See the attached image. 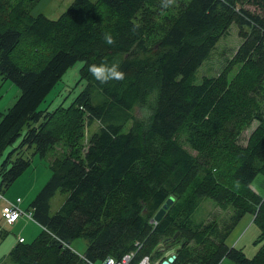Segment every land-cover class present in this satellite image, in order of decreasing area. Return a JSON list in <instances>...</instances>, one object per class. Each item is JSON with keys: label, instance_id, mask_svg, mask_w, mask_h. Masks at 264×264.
I'll list each match as a JSON object with an SVG mask.
<instances>
[{"label": "trees", "instance_id": "16d2710c", "mask_svg": "<svg viewBox=\"0 0 264 264\" xmlns=\"http://www.w3.org/2000/svg\"><path fill=\"white\" fill-rule=\"evenodd\" d=\"M38 1L0 0V76L21 90L0 113V160L11 147L1 188L30 167L29 150L51 158L28 209L42 230L2 264H101L128 253L131 264L162 262L174 245L173 264H264V195L251 188L264 176V0H175L167 8L161 0H73L57 19L35 14ZM233 31L242 41L232 57L220 53L217 74L195 81ZM79 61L84 88L68 104L41 108ZM102 61L119 64L125 80L98 82L88 65ZM138 108L150 111L140 117ZM241 120L258 122L246 147L237 142ZM95 122L86 135L85 123ZM59 190L68 196L53 213ZM205 200L234 214L207 223ZM250 212L263 242L254 257L227 240ZM78 238L87 240L84 254L71 247Z\"/></svg>", "mask_w": 264, "mask_h": 264}, {"label": "rangeland", "instance_id": "374dc122", "mask_svg": "<svg viewBox=\"0 0 264 264\" xmlns=\"http://www.w3.org/2000/svg\"><path fill=\"white\" fill-rule=\"evenodd\" d=\"M72 1L73 0H39L33 9V12L35 14L43 13L51 19H57L68 9ZM175 2L176 1L174 0V3ZM178 4L180 3H177V5ZM241 41L242 39L239 37V35H237L236 31H233L231 35L223 39L217 51L214 52L212 56H210L200 67V69L196 73L195 81H202V78L204 76L216 75L218 70L221 68L220 58L222 57L220 56V53H227L228 55H230L229 58H231L240 45ZM82 65L83 61H79L77 64L67 70L62 79L49 93L46 101L42 103L41 108L44 109L47 107L51 111L63 102H65V104H68L73 98L76 97L79 91L82 90L86 84V82L83 80L79 85H77L80 79V70ZM20 94L21 90L15 82H12L8 79H2L0 76V113L7 112L16 102ZM136 111L138 116L145 117L146 114L148 115L150 110H147L145 108H138L136 109ZM257 124V120H252L248 125H244L242 120L240 121L241 128L238 133L239 139L237 140V142L241 146L246 147L247 141L252 131L257 127ZM98 127V122H95L91 125L85 123L86 135H89V133L91 134ZM19 142L20 140L16 143V145ZM62 149L63 146L59 145L58 149L54 151V153L61 152ZM10 150L11 147H9L5 151L3 157L0 160V163H2ZM191 151L193 153H196L193 150ZM32 152L33 150L31 149L27 153V155H31L32 160L31 165L27 169V171L24 172L17 180H15V182L11 186L6 187V185H4L2 189V191H4V197L10 201H15L19 197L21 199L23 198V203H20V207L25 211L31 208V203L33 202L34 198L45 185L46 181L51 175L50 156L44 159L37 154H32ZM251 188L254 192H258L259 194L264 195V176L257 177L255 182L251 185ZM67 196L68 193L61 190L56 193V195L51 200V210L53 213L60 208L62 203L66 200ZM6 199H0V218H2V208L7 203ZM233 214L234 211L231 208L224 209L213 200H205L201 207L200 216H203L207 223L217 221L218 223L223 224L224 222L229 221ZM252 215H254V213L250 212L243 216L236 229L233 231L232 235L227 239L230 240V242L233 241V245H235L237 248H241L248 257H254L263 243L262 241H259L261 232L259 226L253 221V219H250L252 218ZM196 217H198V212L196 214ZM1 224L3 228L16 235V237H19L18 232L22 233V236L25 237L24 239H28L27 241H32L35 239L34 234H36L38 229V227L34 223H27L26 225H24L23 222L19 224L17 230L8 228L3 219L1 221ZM39 230L41 231L42 228L39 227ZM10 237L11 236L9 235L7 236V238L9 239ZM86 243V239L78 238L72 242L71 247L78 253L84 254L87 245ZM170 249L171 250L168 252V256L173 254L174 252L176 253L177 250H179V245H174L170 247ZM4 264L14 263L10 262V260H6ZM225 264L238 263L230 259H225Z\"/></svg>", "mask_w": 264, "mask_h": 264}, {"label": "clouds", "instance_id": "9594fccd", "mask_svg": "<svg viewBox=\"0 0 264 264\" xmlns=\"http://www.w3.org/2000/svg\"><path fill=\"white\" fill-rule=\"evenodd\" d=\"M161 2L163 7L167 8L174 3V0H161ZM139 28L140 25L134 23L132 25L131 31L135 33ZM103 39L107 45H114L116 42L115 37L110 32H105ZM88 72L100 83H108L109 81H123L126 78V74L120 69L119 64H110L107 61H102L99 64H89Z\"/></svg>", "mask_w": 264, "mask_h": 264}, {"label": "built area", "instance_id": "2783aa9c", "mask_svg": "<svg viewBox=\"0 0 264 264\" xmlns=\"http://www.w3.org/2000/svg\"><path fill=\"white\" fill-rule=\"evenodd\" d=\"M0 199H6L3 195V192L0 190ZM6 205L2 208V215L4 219L14 224L16 223L21 217H27L28 219L34 220V216L32 214L31 210H23L20 207V203L22 202V199L19 197L15 201H10L8 199ZM35 221V220H34ZM20 241H24V237H20ZM134 257V253H128L125 254L121 259L116 258H107L104 260L101 264H131ZM160 261H152L150 256H145L142 258V260L138 264H159Z\"/></svg>", "mask_w": 264, "mask_h": 264}, {"label": "crops", "instance_id": "0c3cea01", "mask_svg": "<svg viewBox=\"0 0 264 264\" xmlns=\"http://www.w3.org/2000/svg\"><path fill=\"white\" fill-rule=\"evenodd\" d=\"M0 190L2 191V188H1V184H0ZM2 192H4V191H2ZM20 196V195H19ZM22 197V196H21ZM21 203H23V198H22V202ZM1 216H2V218H0V230L2 231V234H5L6 236L4 237V238H7V236L9 235V236H11L10 237V239L9 238H7V239H2L1 237H0V259L2 260V262H0V264H2L3 263V259L7 256V254L10 252L9 250L11 249V248H13L16 244H17V242L19 241V239H20V237H24V236H22V233H20V232H18L19 233V237H16V235H14L13 233H11V232H9V231H6V229L5 228H3L2 227V224H1V221H2V219L3 220H5L4 219V217H3V215L1 214ZM21 223H23L24 222V225H26L27 223H34L37 227H38V229H37V232H36V234H34L35 235V237L38 235V233L40 232V230H39V225L36 223V221H34V220H32V219H28L27 217H21L16 223H14V224H12L10 227H8V228H11V229H15V230H17V228H18V226H19V224H21ZM3 229H5V230H3ZM9 232V233H8ZM25 238V237H24ZM9 239V240H8ZM28 239H25V241H27Z\"/></svg>", "mask_w": 264, "mask_h": 264}, {"label": "water", "instance_id": "95a60500", "mask_svg": "<svg viewBox=\"0 0 264 264\" xmlns=\"http://www.w3.org/2000/svg\"><path fill=\"white\" fill-rule=\"evenodd\" d=\"M173 200L174 199L172 197H170L167 200V202L164 204V206L159 210V212L155 216L156 220L162 219L163 215L165 214L166 209H168L171 206ZM177 235H178V233L175 235V237ZM176 258H177V255L175 253H173L167 259H165L164 261L160 262L159 264H173L175 262Z\"/></svg>", "mask_w": 264, "mask_h": 264}]
</instances>
